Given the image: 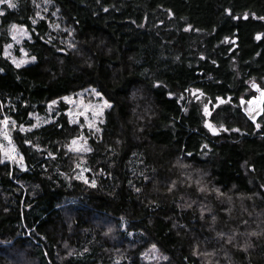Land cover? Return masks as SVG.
<instances>
[{"label":"trees","instance_id":"trees-1","mask_svg":"<svg viewBox=\"0 0 264 264\" xmlns=\"http://www.w3.org/2000/svg\"><path fill=\"white\" fill-rule=\"evenodd\" d=\"M45 1L54 33L32 0L0 15V121L26 167L0 163V264H264V111L257 128L239 106L264 89V0ZM13 24L36 58L19 68ZM92 89L111 104L97 138L61 100ZM80 136L87 154L66 148Z\"/></svg>","mask_w":264,"mask_h":264},{"label":"rangeland","instance_id":"rangeland-1","mask_svg":"<svg viewBox=\"0 0 264 264\" xmlns=\"http://www.w3.org/2000/svg\"><path fill=\"white\" fill-rule=\"evenodd\" d=\"M32 1L34 2L33 7H32L33 11L35 12L34 17L37 20H40L41 19L40 17H43V19H47L49 21H52L49 23V28H50L51 32L54 33V31H59L61 20H60L59 14L56 11L50 10V6H52V5L45 0H32ZM11 2L16 5L15 8H9L7 6V3H1L0 4V12H4V7H7L12 12H15V10H17V4H18L19 0H11ZM2 5H4V6H2ZM37 5H38V7H37ZM49 17L51 18V20L49 19ZM55 25H59V27L56 28ZM61 27L64 29L63 25ZM20 30H22V31H20ZM14 34L16 35L15 40L13 39ZM8 37L11 40V42L9 43L11 45V48L7 49V52H6L5 51L6 46L9 44H5L3 46V48H2L3 57L6 58L14 67H16V66L12 63L13 57H15L17 60H20L21 58H23V59L28 61L27 63L22 64L20 67L32 64L35 60L33 61L31 59V57L28 55L27 51H25L22 48L23 42L30 41V35L27 32V30L24 27L17 26V31L13 32L11 30V26H10L9 30H8ZM69 42L71 45L72 39H70L67 42H64V45L66 43L69 44ZM0 72H1V70H0ZM254 95H255V93H254ZM88 96H91L94 99V101L90 102L87 99ZM196 96H199V99H197L195 96H193V92L189 93L188 98H185V100H184V104H186L188 106L190 103H195L197 101H200V104H201L200 106H201V109L203 111V116H204V125H205L206 121L208 123L212 124L213 127L217 129V133L215 134V136L219 135L222 131L227 132V130H222L220 132V125L216 126L210 121L211 112H213V110L217 107V105L219 103L218 102L214 103L209 108L208 105H205L202 102V99L204 101V96L202 98V96L197 92H196ZM68 97L70 98L69 101H65L64 99H61V100L69 106V109L66 111L69 122L71 120V124H78V125H81L82 127H85L86 130L89 132L91 137H94V138L99 137V135H100L99 127L103 123V122L101 123L100 121L101 120L104 121V113L108 108L103 109V114L101 117H95L93 115V110L88 109V105L89 104L96 105L98 103H101V101H100V98L95 96V94L92 92V90H85V91L77 93L76 96H68ZM54 106H55V104H54ZM205 106H207L209 111H210V115H208V116H205V114H204V107ZM86 109H88V110H86ZM48 112L49 113L52 112V109L49 108ZM81 112H83L82 115L79 114ZM68 113H71V115H69ZM85 117L88 118L87 121L85 120ZM33 120H34V124H36L38 126H42V125L48 124L51 121V117L49 115L46 117H43V118L34 117ZM89 123H91L93 125L91 128L89 127ZM97 128L99 129V131H96ZM12 129H13V127L11 126L10 121H9V124L7 125V127H5L2 124L0 127V131L8 132L10 139H11ZM206 129L210 134L212 133V135H214L213 132L210 131L207 127H206ZM80 137L76 138V140H77L76 145H72L71 144L72 140H71L70 143L68 144V146L66 147L67 150L69 149V146H71L74 149H79V151H70V152L77 153V154L89 153L90 150L89 151L84 150L85 148L90 149L89 144H88V139L84 136H82L83 139H79ZM11 141H12V139H11ZM0 145L4 146V150H7V148L9 147L8 140L5 139L2 134H0ZM12 146L15 147L13 142H12ZM15 149H16V147H15ZM16 152H18V151L16 150ZM13 155H15V154H13ZM19 156H21L20 153H19ZM19 156L15 157L16 162H13L12 160H8L6 157H4L3 151H0V158L4 159V161H5L4 163H10L11 165L15 166L17 169L22 170L21 167L19 166ZM23 164H24V161H23ZM24 168L26 169L25 164H24ZM22 171H25V170H22Z\"/></svg>","mask_w":264,"mask_h":264},{"label":"snow or ice","instance_id":"snow-or-ice-1","mask_svg":"<svg viewBox=\"0 0 264 264\" xmlns=\"http://www.w3.org/2000/svg\"><path fill=\"white\" fill-rule=\"evenodd\" d=\"M0 3H7V6L9 8H15L16 7V5L11 2V0H0ZM37 7H38V5H37ZM105 11H107V9H105ZM3 14H4L3 12H0V15H3ZM40 18L43 19V17H40ZM262 19H264V18H262ZM32 23L35 24L36 23V20L33 19ZM55 27L58 28L59 25H55ZM11 30L13 32H16L17 31V25H15V24L11 25ZM185 30L187 31L188 29H185ZM20 31H22V30H20ZM69 35H71L70 32H69ZM259 38L260 37L258 36L257 39H259ZM13 39L14 40L16 39V35L15 34L13 35ZM69 47H72V45H69ZM9 48H11V45L10 44L6 46L5 51L7 52V49H9ZM31 59L34 61L36 58L33 56V57H31ZM27 62L28 61L25 60V59H23V58H21L20 60H17L15 57L12 58V63L17 68H19L22 64H25ZM252 87L255 88L256 91H258V92L261 91L260 88H258L254 83L252 84ZM196 91H198V90H196ZM196 91L193 92V96H195L197 99H199V96H196ZM92 92L95 94L96 97L100 98L101 103H98L96 105L89 104L88 105V109H92L93 110V115L95 117H101L102 114H103V109L104 108L111 107V104L107 100H104L103 97L101 96V94L99 92H97L95 89H92ZM201 95H202V93H201ZM62 99H64L65 101H69L70 100L69 97H63ZM181 99H183V97H181ZM221 102H223V101H221ZM55 103H56V101H52L51 104L49 105V108H51L52 105H54ZM247 103L250 105L249 109L247 110V113L249 115V118L250 119H253V121L255 122V117L252 115L253 111L255 110V107H253V101H248ZM258 103H264V92H261V97L259 98ZM88 109H86V110H88ZM68 114L71 115V113H68ZM79 114L82 115L83 112H81ZM204 114H205V116L210 115V111H209V109H208L207 106L204 107ZM85 120L87 121L88 118L85 117ZM100 122L102 123L103 121L101 120ZM70 123H71V120H70ZM0 124H2L5 127H7V125L9 124V118L8 117H5L3 121H0ZM11 124L13 126H15V121H11ZM37 126L38 125L33 124L31 127L32 128H36ZM92 126L93 125L91 123H89V127L91 128ZM205 127H207L210 131H212L214 135L217 133V129L214 128L213 125L210 124V123H208L207 121L205 122ZM256 127L257 128H260V124L257 123L256 124ZM20 130L22 132L23 131H26V129L24 128L23 125H20ZM30 130L31 129H27V131H30ZM220 130H227V129H224L223 125H220ZM96 131H99V129L97 128ZM231 131H238V129H231ZM0 134H2L4 136V138L7 139L8 142H9V147L7 148V150H4V146L0 145V151H3L4 157H6L8 160H12L13 162H16L15 157L19 156V153L16 152L15 147L12 146V141L10 139V136H9L8 132H6V131H0ZM79 139H83V137H80ZM25 143L30 144L31 142L29 140H26ZM117 143H119V142H117ZM71 144L72 145H76L77 144V140L76 139H73L72 142H71ZM68 150L69 151H79V149H74L71 146H69V149ZM84 150L85 151H89L90 149L85 148ZM13 154H15V155H13ZM51 155L52 154L49 153V156H51ZM189 155H191V154H189ZM23 159H24L23 156H19V166L21 167L22 170H26L24 168ZM4 162H5L4 159L0 158V163H4ZM77 167H79V165H77ZM83 171H87V169H83ZM75 178L76 179H83L84 182L86 184H90V186H95V183H96V181L94 179L92 181H90V182L88 180L84 179L82 173L79 174ZM136 191H139V189H136ZM169 191H171V188L169 189ZM229 239H231V237ZM153 248H155L154 245H153ZM194 254H196V253L194 252ZM205 255H209V254L208 253H205Z\"/></svg>","mask_w":264,"mask_h":264},{"label":"water","instance_id":"water-1","mask_svg":"<svg viewBox=\"0 0 264 264\" xmlns=\"http://www.w3.org/2000/svg\"><path fill=\"white\" fill-rule=\"evenodd\" d=\"M253 84V83H252ZM252 84L250 85L252 91L255 93L254 96L248 98V99H241L239 101V106L241 113L252 123L256 124L257 120L262 116L264 111V103H258L259 98L261 97V92H264V89L258 87L256 83H254L258 88H260V92L256 91L255 88L252 87ZM248 101H253V107H255V110L253 111L252 115L255 117V122L253 119L249 118V115L247 113V110L249 109L250 105L247 103Z\"/></svg>","mask_w":264,"mask_h":264}]
</instances>
